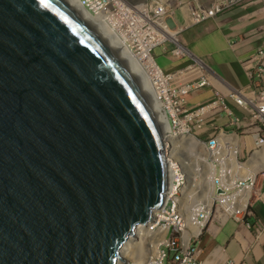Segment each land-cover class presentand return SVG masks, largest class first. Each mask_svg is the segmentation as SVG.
Instances as JSON below:
<instances>
[{"label": "water", "instance_id": "water-1", "mask_svg": "<svg viewBox=\"0 0 264 264\" xmlns=\"http://www.w3.org/2000/svg\"><path fill=\"white\" fill-rule=\"evenodd\" d=\"M166 144L66 0H0V264H119L165 202Z\"/></svg>", "mask_w": 264, "mask_h": 264}, {"label": "built area", "instance_id": "built-area-1", "mask_svg": "<svg viewBox=\"0 0 264 264\" xmlns=\"http://www.w3.org/2000/svg\"><path fill=\"white\" fill-rule=\"evenodd\" d=\"M254 1L256 0H210V4H206L203 0H194L193 5L190 6L189 18L180 26L175 21V11L169 7L166 0H147L145 2L82 0L81 2L84 8L97 18V25L107 28L117 38L123 40L125 36H128L130 43L138 48L148 47L151 54L156 47L171 41L176 45L173 55L186 59L189 57L190 51L178 39L181 32L193 25L223 15L236 6ZM260 1L264 3V0ZM103 14H107L104 21L100 18ZM171 29L177 30L176 40L165 36ZM126 43L129 42L126 41ZM183 49L186 52H182ZM241 64L250 78V87L233 90L229 95L238 106L247 112L246 118L238 115L227 103L226 95L217 96L200 105L190 103L189 95L199 91L207 84L203 77L187 83L182 82L189 71L195 68L201 69L197 63L183 65L174 71H166L159 64L157 65L159 72L157 80L167 81L169 84V91L162 90L159 100L169 119L173 135L184 137L192 134L203 143L200 149L206 151L208 149L212 155H223L221 159L211 157L206 162L202 160L201 165H196V171L199 173H206L208 178L212 174L216 182V195H231L230 193L241 192L246 186H252L254 192L258 176L264 173L263 167L256 174L243 167L248 160L257 164L263 162L264 48L241 59ZM160 88L162 89V87ZM221 119H225V121L221 122ZM205 127L211 129L212 132L210 133ZM201 131L207 135L199 136L198 133ZM246 138L251 139V148H246ZM244 152H248L245 159H243ZM235 154L238 156H230ZM211 162L215 166L209 165ZM180 172L183 174L182 168ZM192 179L189 174L183 177L182 187L179 189L181 193H177L178 199L169 197L165 206L155 211L152 221L143 226V236H135L130 242L132 246H137L142 238L145 239L148 248L152 251L146 264H203L199 257L200 248L197 241L202 236L206 223L211 217V211L208 208V202L199 192L208 188V184L205 180L198 185H192L191 189L195 190L190 193L188 191L191 189L187 188L191 183L197 184L195 178ZM171 184L172 178L170 186ZM181 195L187 201L193 200V208H197V211L192 215L193 220L205 223L199 227L200 231L193 230L192 221L189 218L191 211H186L184 202L180 201ZM252 198L253 195L248 199L247 206L243 211L233 213L228 218H235L249 229H254L257 235H261L264 233V225H256L247 220V217L252 213ZM262 200L264 203V194ZM224 264L237 263L231 260Z\"/></svg>", "mask_w": 264, "mask_h": 264}, {"label": "crops", "instance_id": "crops-1", "mask_svg": "<svg viewBox=\"0 0 264 264\" xmlns=\"http://www.w3.org/2000/svg\"><path fill=\"white\" fill-rule=\"evenodd\" d=\"M166 1L175 11L177 25L184 24L194 0ZM204 1L210 4V0ZM179 38L190 49L193 57L204 64L206 70L195 68L182 80L187 83L203 77L207 81L202 89L189 95L190 103L199 105L226 95L227 103L238 115L246 118L247 112L236 104L229 93L250 87V78L241 59L264 48V3L256 0L236 6L223 15L184 30ZM157 48H160L157 61L169 71H174L184 62L187 65L195 62L193 58L174 56L173 43L168 42ZM223 121L225 119H221ZM257 191L248 220L256 225H264V174L258 177ZM220 216L223 222L216 220L209 223L197 242L203 264H224L231 260L237 264H264V233L257 235L254 229H249L244 223L234 218L227 219L229 216Z\"/></svg>", "mask_w": 264, "mask_h": 264}, {"label": "bare ground", "instance_id": "bare-ground-1", "mask_svg": "<svg viewBox=\"0 0 264 264\" xmlns=\"http://www.w3.org/2000/svg\"><path fill=\"white\" fill-rule=\"evenodd\" d=\"M66 1L70 4L73 11H76L81 15L85 23L93 26L94 29L96 28V31L102 37V39L105 40L108 47L112 49L117 55L118 63H120L123 67L125 66V68L130 73L134 81L141 86L142 90L144 91V94L149 99L151 106L153 107L156 113V117L164 132V136L167 143L165 153L168 156L169 166H170L169 175L172 178V184L170 187H168L169 192L165 202L171 196L175 199H178L177 193L178 192L181 193L179 189L182 187L181 186L182 179L185 175L180 172L181 166L178 164L177 158H175L176 156L173 155L174 154L173 147L175 148L177 139L185 138L191 152L193 154H196L193 156L194 158H196V162L192 173L194 174L195 182L197 184L191 183V185L187 189H191L192 185H198L199 183H202L206 180L208 184V188L201 190L199 194L204 197L206 202H208V208L210 211L216 201L220 202V206H219L220 214H222L225 218H227L233 213H239L243 211L247 206L248 199H250L251 196L253 195V187L246 186L241 192H234L231 195H227V194L216 195L215 193L216 182L214 181L212 174H210L208 178L206 173L204 172L199 173L198 171H196L197 169L196 165L198 164L201 165L202 160L206 162L210 160L211 157L214 159H221L223 155H219V156L212 155L210 152H208V149L207 151L204 149L201 150L200 146H203L201 145L203 143L197 140L196 137L193 136L192 134L185 135L184 137L182 136L177 137L173 135V133H171L172 127L169 123L168 118L166 117L165 112L162 109V104L159 100V94L160 92H162V90L164 92L169 91V84L167 81L157 80L156 77L159 76V72L157 70L158 64H156L153 55L150 53V49L146 46H142L138 48L137 46H134L132 43H130L128 36H125L124 39L122 40L114 36L113 33L107 28L103 26H96L98 23L97 18L84 8L83 3L81 2L82 0H66ZM106 16L107 14H103L100 16L102 21L106 19ZM176 31L177 30L171 29L167 34H165L166 38H171L173 40H176V35H177ZM126 41H128L130 44L126 43ZM182 52H186V50L183 49ZM160 87H162V89ZM236 154L230 156L236 157L238 156ZM209 165L215 166L213 162H211ZM243 167L245 170L251 171V173L255 172L256 174L260 170V168L262 167L264 168V155H263V162L257 164L255 162H251V160H248L247 162L244 163ZM194 190L195 189H191L188 192L192 193ZM180 201L181 203L184 202L187 212L191 211V213L189 214V218L192 221L191 225L193 230L196 232L200 231L199 227L205 223H198L195 220H193L192 215L193 213H195V211H197L196 207L192 208L193 200L187 201L184 198H182L181 195ZM219 217L222 219L220 215ZM143 229L144 227L140 225V227L137 230L136 237L143 236L142 235ZM132 239H130L124 246L123 259L119 262V264H146L148 256L152 255V251H150V249L148 248L144 238H142V240L139 242L137 246H132V244L130 243Z\"/></svg>", "mask_w": 264, "mask_h": 264}, {"label": "rangeland", "instance_id": "rangeland-1", "mask_svg": "<svg viewBox=\"0 0 264 264\" xmlns=\"http://www.w3.org/2000/svg\"><path fill=\"white\" fill-rule=\"evenodd\" d=\"M129 1L144 2L145 0H129ZM159 52H160V48H156L154 50V52H152V53H154L153 55H155L156 59H158V53ZM204 71H206V70L204 69ZM246 141H247L246 148L247 149L248 148H251L252 147V141H251V139L250 138H246ZM173 153H174L173 155L176 156L175 158H177L178 164L183 169V174L184 175L189 174V176L193 178L194 177V174L192 172H193V168L195 166L196 158L193 157L194 154L189 149V146L187 145V141L185 140V138H179V139H177V143L175 144V148L173 147ZM244 154L245 155H243V159L247 158L248 152H244ZM191 162H192V164H191ZM262 174H264V173H262ZM255 190H256V188H254V194H255ZM230 194H233V193H230ZM219 206H220V202L217 201L214 204V206L212 207V209H211V217L209 219V222H208L206 228L208 227L209 223L216 222V220L218 222H221L219 220V215H220Z\"/></svg>", "mask_w": 264, "mask_h": 264}, {"label": "clouds", "instance_id": "clouds-1", "mask_svg": "<svg viewBox=\"0 0 264 264\" xmlns=\"http://www.w3.org/2000/svg\"><path fill=\"white\" fill-rule=\"evenodd\" d=\"M129 1V0H128ZM145 1H147V0H145ZM144 1V2H145ZM130 2H137V1H130ZM86 9V8H85ZM87 10V9H86ZM91 13V12H90ZM92 14V13H91ZM93 15V14H92ZM96 26H98V25H96ZM176 38H177V35H176ZM178 39H179V41L183 44V42L180 40V38H179V35H178ZM169 43H173V42H171V41H168ZM167 42V43H168ZM174 44V48L176 47V45H175V43H173ZM184 45V44H183ZM185 46V45H184ZM159 47V46H158ZM186 47V46H185ZM157 48V47H156ZM155 48V49H156ZM187 48V47H186ZM154 49V50H155ZM189 51H190V49L189 48H187ZM263 49V48H262ZM154 50H153V52H154ZM257 51V50H256ZM154 53H152V55H153ZM153 57H154V59L156 60V62H157V64H159L162 68H164L158 61H157V59H156V57H155V55H153ZM187 58H193V59H195L194 57H193V55H192V53H191V51H190V55H189V57H187ZM186 58V59H187ZM195 63H197L198 65H200L201 66V68H203V70H204V64L202 65L201 63V61H199V59H195V62H194V64ZM183 65H187V63L185 64V62L183 63ZM183 65H180V67L181 66H183ZM179 67V68H180ZM165 69V68H164ZM178 69V68H177ZM166 71H169V70H167V69H165ZM176 70V69H175ZM190 101V100H189ZM192 104V103H191ZM203 104V103H202ZM200 105V104H199ZM166 117H167V115H166ZM169 120V119H168ZM206 129H208V128H206ZM208 131L211 133L212 132V130L211 129H208ZM172 133V132H171ZM198 135L199 136H202V135H204V136H206L207 134H204V132H200V133H198ZM168 157V156H167ZM169 160H168V187H170V182H171V178H170V175H169ZM261 175V174H260ZM259 177V176H258ZM258 180V179H257ZM168 187H167V192H166V197H167V195H168ZM256 190H257V185H256ZM255 190V194H254V192H253V198H252V203H253V201L257 198V195H258V191H256ZM189 195H190V193H189ZM166 197H165V200H166ZM168 200V199H167ZM190 201V200H189ZM167 202V201H166ZM166 202H164V204H163V206L162 207H164L165 206V204H166ZM194 205V204H193ZM193 205H192V207H193ZM214 206V205H213ZM162 207H160L159 209H161ZM251 212H252V205H251ZM155 213V212H154ZM154 213H153V216H154ZM251 215V214H250ZM230 218H233V217H230ZM248 218H249V216L247 217V220H248ZM153 219V218H152ZM227 219H229V218H227ZM227 219H225V220H227ZM235 219V218H234ZM219 220L221 221V222H223V219H221L220 217H219ZM224 220V221H225ZM152 221V220H151ZM248 221H250V220H248ZM150 222V221H149ZM208 222H209V220H208ZM208 222L206 223V226H207V224H208ZM251 223H253L252 221H250ZM148 224V223H147ZM255 224V223H254ZM144 225H146V224H142V226H144ZM206 226H205V228H204V231H203V233L205 232V229H206ZM139 227H140V225H139ZM138 227V228H139ZM138 230V229H137ZM136 234H137V232H136ZM136 234L135 235H133L132 237H135L136 236ZM203 235V234H202ZM201 238V237H200ZM199 238V239H200ZM198 239V240H199ZM128 242V241H127ZM126 242V243H127ZM198 242V241H197ZM126 243H125V245H126ZM198 244V243H197ZM124 245V246H125ZM124 248V247H123ZM122 255H123V250H122ZM132 260V259H131ZM121 261V260H120ZM119 261V262H120Z\"/></svg>", "mask_w": 264, "mask_h": 264}]
</instances>
